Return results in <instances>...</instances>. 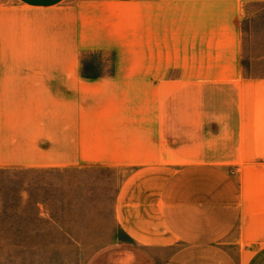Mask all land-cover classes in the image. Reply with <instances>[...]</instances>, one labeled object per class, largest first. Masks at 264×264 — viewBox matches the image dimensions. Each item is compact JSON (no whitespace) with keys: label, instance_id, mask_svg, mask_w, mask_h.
Here are the masks:
<instances>
[{"label":"crops","instance_id":"1","mask_svg":"<svg viewBox=\"0 0 264 264\" xmlns=\"http://www.w3.org/2000/svg\"><path fill=\"white\" fill-rule=\"evenodd\" d=\"M66 1L12 0L0 33L10 25L18 57L36 43L64 58L105 47L115 64L93 77L0 65V170L115 172L122 238L83 264H264V146L258 176L230 174L245 149L207 144L203 115V91L230 84L255 97L264 138V76L240 64L243 7L264 0Z\"/></svg>","mask_w":264,"mask_h":264},{"label":"rangeland","instance_id":"2","mask_svg":"<svg viewBox=\"0 0 264 264\" xmlns=\"http://www.w3.org/2000/svg\"><path fill=\"white\" fill-rule=\"evenodd\" d=\"M79 1L102 0L66 3ZM11 3L0 0V10L3 6L6 12ZM132 6L138 9L140 2ZM200 9L197 5V22L206 13ZM181 16L186 17L187 11L181 10ZM199 28L197 24V32ZM11 30L5 25L4 34L0 33V65L74 64L84 67L88 72L85 76L93 77L107 76L115 64L114 53L105 47L64 58L57 51L49 56L36 43L34 56L18 57V44ZM240 30L244 78L264 76V4L244 5ZM106 42L96 44L106 46ZM203 93L207 144L220 146L228 152L222 156L229 157L234 156V148L242 146L244 154L230 166V174L258 176L255 147L264 146V138H255V97L245 92L240 99L230 84L207 87ZM241 126L244 136L239 138ZM115 181L112 171L1 169L0 264H83L98 250L117 242L122 237L113 219Z\"/></svg>","mask_w":264,"mask_h":264}]
</instances>
